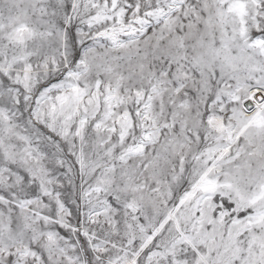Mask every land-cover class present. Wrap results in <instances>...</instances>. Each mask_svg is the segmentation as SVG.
<instances>
[{
  "label": "snow or ice",
  "instance_id": "1",
  "mask_svg": "<svg viewBox=\"0 0 264 264\" xmlns=\"http://www.w3.org/2000/svg\"><path fill=\"white\" fill-rule=\"evenodd\" d=\"M0 264H264V0H0Z\"/></svg>",
  "mask_w": 264,
  "mask_h": 264
}]
</instances>
